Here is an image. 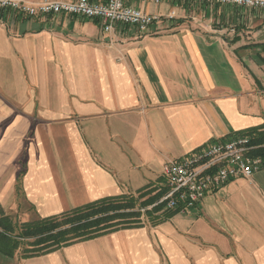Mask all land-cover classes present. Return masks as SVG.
<instances>
[{
    "label": "crops",
    "instance_id": "0c3cea01",
    "mask_svg": "<svg viewBox=\"0 0 264 264\" xmlns=\"http://www.w3.org/2000/svg\"><path fill=\"white\" fill-rule=\"evenodd\" d=\"M131 4L162 20L111 39L95 20L0 16L4 214L33 222L107 198L161 201L171 162L264 128L263 12ZM0 264H264V171L163 223L40 257L0 253Z\"/></svg>",
    "mask_w": 264,
    "mask_h": 264
},
{
    "label": "built area",
    "instance_id": "2783aa9c",
    "mask_svg": "<svg viewBox=\"0 0 264 264\" xmlns=\"http://www.w3.org/2000/svg\"><path fill=\"white\" fill-rule=\"evenodd\" d=\"M132 0L46 1L29 4L20 0H0V16L11 14L24 19L69 16L95 20L111 39L123 29L140 35L162 20L161 16L144 12L131 4ZM156 5L165 1L184 2L193 6H229L264 13V0H152ZM173 20L174 16H167ZM253 138L240 134L232 139L213 143L186 158L171 162L165 168L169 191L160 201L165 209L181 214L196 210L207 194L239 178H251L264 171V159L253 157ZM145 212V210H142Z\"/></svg>",
    "mask_w": 264,
    "mask_h": 264
},
{
    "label": "trees",
    "instance_id": "16d2710c",
    "mask_svg": "<svg viewBox=\"0 0 264 264\" xmlns=\"http://www.w3.org/2000/svg\"><path fill=\"white\" fill-rule=\"evenodd\" d=\"M246 134L253 138L252 146L256 148L251 155L264 159V128ZM164 193L143 202L140 201L142 198L133 196L107 198L58 216L23 224L4 214L0 206V253L14 258L26 246L22 251L23 258L40 257L121 230L141 227L144 217L163 223L178 213L166 210L162 216L154 217L165 206L159 204L151 210L148 207L158 203Z\"/></svg>",
    "mask_w": 264,
    "mask_h": 264
},
{
    "label": "rangeland",
    "instance_id": "374dc122",
    "mask_svg": "<svg viewBox=\"0 0 264 264\" xmlns=\"http://www.w3.org/2000/svg\"><path fill=\"white\" fill-rule=\"evenodd\" d=\"M160 204V201L158 202V203H155L154 205H152V208L153 207H155L156 205H159ZM152 208H150V210L152 209ZM167 209H163V211L162 212H160V213H158V214H156V215H154V217H160V216H162V214H163V212L164 211H166ZM146 211V210H145ZM143 212V211H142ZM177 215V214H176ZM13 218H14V220H16L17 221V223L18 224H23V223H25V220H24V218H22V217H17V216H13ZM169 220V219H168ZM143 221L145 222V224L147 225V226H151V225H154V222L156 223V222H158V220H149V218H147V217H144L143 218ZM161 222V221H160ZM156 224H159V223H156ZM24 248H26V246L25 247H23V249H21V251L20 252H18L17 254H19L20 256H22L24 253L22 252L23 250H24Z\"/></svg>",
    "mask_w": 264,
    "mask_h": 264
}]
</instances>
